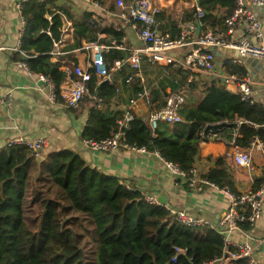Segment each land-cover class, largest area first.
Returning <instances> with one entry per match:
<instances>
[{
	"label": "trees",
	"instance_id": "obj_1",
	"mask_svg": "<svg viewBox=\"0 0 264 264\" xmlns=\"http://www.w3.org/2000/svg\"><path fill=\"white\" fill-rule=\"evenodd\" d=\"M198 6L204 13L201 19L204 27L224 31V21L232 13L235 0H199ZM21 15L25 26L20 51L27 57L19 60L30 72L45 76L56 87L64 82L65 73L59 69V62L52 63L50 59L55 44L61 41L65 20L72 22V48H81L83 41L106 46H111L113 41L120 45L124 37L123 30L101 27L91 13L75 19L67 7H56L53 0H28L22 4ZM195 15L193 8L183 22L192 21ZM99 33L106 34L108 41L98 40ZM129 53L130 49L120 51L111 47L104 59L111 66L126 59ZM142 61L140 67L146 84L138 80L127 83L137 71L124 65L113 74L111 83L104 81L97 86L103 105L101 109L89 107L82 132L84 141L108 138L122 117L123 112L114 100L121 99L119 81L125 86V98L121 99L125 105L143 89L151 87L155 79H160V87L171 86L173 92L180 87L179 83H173L174 74L166 77L169 67L157 68ZM229 72L243 77L239 67L230 66ZM96 81L92 77L91 89ZM195 86L187 84V93ZM154 94L160 96L156 89ZM162 105L163 102L151 111ZM179 114V123L171 127L160 124L154 136L142 116L134 114L126 132L127 144L155 152L181 171L191 173L199 152V131L205 126L222 128V137L226 135L227 142H231L237 127L235 121L241 120L247 124L238 128L240 137L235 139L236 147L247 150L255 140L264 142L261 127L264 109L242 102L220 84L204 85L202 95L185 102ZM35 160L21 146H5L0 150V264H202L221 259L226 250L233 251L216 230L180 225L164 207L147 203L142 194L126 188L116 177L89 167L71 150L51 153L46 170L31 185L32 173L44 166L42 162L35 164ZM223 165V158H218L216 167L204 179L219 189L238 194ZM262 185L264 178L256 179L252 190ZM27 193L31 196L29 204ZM27 219H33L31 225ZM239 227L246 232L251 229L247 223ZM174 247L185 250L176 263L170 261ZM230 264H248V261L238 259Z\"/></svg>",
	"mask_w": 264,
	"mask_h": 264
},
{
	"label": "crops",
	"instance_id": "obj_2",
	"mask_svg": "<svg viewBox=\"0 0 264 264\" xmlns=\"http://www.w3.org/2000/svg\"><path fill=\"white\" fill-rule=\"evenodd\" d=\"M26 1L28 0H0V48H2L0 50V98L9 91L11 92L8 103L0 104V150L10 140L18 137L44 139L47 145L34 161L37 165L42 162L44 166L32 173L31 185L37 176L46 170L48 156L51 153L71 150L79 155L89 167L116 177L126 188L137 191L144 197L154 198L158 206L165 209L185 210L211 225H215L229 204L228 197L221 190L207 185H201L200 190H197L187 182L178 180L169 173L155 152H142L137 149H119L111 152L92 151L82 138L89 107L93 106L92 102L85 99L78 108L65 109L60 102L51 103L48 101L46 85L39 81L37 74L20 66L19 58L22 57L20 55L22 52L20 51V38L23 24L22 15L17 5ZM152 1L158 8L155 15L158 31L169 33L171 37L176 38L180 34L181 27L187 23L183 22V18L191 9L198 6L199 0ZM55 6L67 7L75 19L81 18L84 13H91L92 18L97 19L101 27L123 30L124 37L120 45H116L113 41H111V46L101 43L109 49L112 47L116 50L128 51L144 47L132 25L121 18V11L116 6L115 0H100L99 7L74 0H58L55 1ZM255 12L260 21L264 44V6L256 9ZM207 30L210 29L206 26L200 27L198 24L196 29L188 34L184 48L172 55L176 59L181 58L186 52L196 47L199 35ZM222 31V29H216L212 32ZM242 34V29L236 30L235 38H239ZM108 39L106 34H98V40L108 41ZM73 42L72 22L65 20L61 41L55 46L50 59L52 63H60L59 69L62 72L66 67L76 65L85 67L89 62V51L83 49L86 42H82L81 48H72ZM109 49L104 52V55ZM234 57H236L234 50L218 49L215 54L217 67L211 73L200 70L186 71L179 65L152 64L146 60L144 62L157 68L169 67L170 69H167L169 71L165 72L168 75L166 77H170V73L175 75L173 83H179L180 86L176 91L187 87V80L191 76L192 83L196 86L192 92L186 94L185 102H187L190 98L196 99L197 95H202L203 87L207 83L221 85L222 77L231 74L230 66H235L229 63L230 59ZM225 61L228 63L223 67L222 63ZM235 67L241 68L242 76L248 79L255 103L264 107V65L262 62L257 58L245 57L242 59V65ZM176 71H180V73L175 74ZM114 73L116 71L111 73L110 83L113 81ZM134 80H138L140 84H146V77L141 67L129 83ZM159 80L155 79L151 87L143 89L150 91V98L148 101L139 100L133 109L134 114L145 115L152 108L161 104L168 92H173L169 85L160 87ZM101 83L96 81L97 85ZM119 83L121 88L119 96L123 99L125 98V86L121 81ZM155 89L160 96L154 94ZM121 99L114 100L118 105V110L124 112L127 105L123 104ZM218 136L216 140L199 144L193 175L196 179L204 178L203 176L209 170L216 167L218 158L221 157L224 162L223 168L231 176L236 191L240 193L251 190L256 179L264 178V154L258 149L250 150L253 170L249 172L236 164L233 154L237 149L227 144L226 135L222 137V133H220ZM30 191L31 189H29ZM26 199L29 204L31 200L29 193H27ZM246 235L251 238L253 245L254 241L264 237V201L260 219ZM228 238L231 247L245 240V236L239 232L230 234ZM255 251V259L261 261L264 257V243L258 246Z\"/></svg>",
	"mask_w": 264,
	"mask_h": 264
},
{
	"label": "built area",
	"instance_id": "obj_3",
	"mask_svg": "<svg viewBox=\"0 0 264 264\" xmlns=\"http://www.w3.org/2000/svg\"><path fill=\"white\" fill-rule=\"evenodd\" d=\"M38 1L43 2L45 0ZM74 1L91 4L94 7L100 6V0ZM22 4L19 3L17 5L20 12ZM115 4L121 11V18L132 25L138 39L143 43L144 47L130 49V53L126 59L115 61L109 66L104 59V52L109 47L101 45L98 42H86L83 49L89 51V62L87 66L76 65L66 67L63 71L65 73V80L59 87H56L45 76L37 75L39 81L47 87V98L49 102H60L65 109H76L85 99H88L92 102L94 108L101 109L103 99L97 95L98 85L95 83L93 89L89 87L92 77H96L98 82L110 81L111 73L120 70L124 65H128L135 71H139L142 60H146L152 64L179 65L186 71L200 70L211 73L217 67L215 50L217 51L223 48L236 52V57L231 58L229 61V63L235 66H241L242 59L245 57L257 58L264 65V44L262 41L261 25L255 12L256 9L264 6V0H235V7L232 13L224 21L225 30L219 33L212 32L211 30L202 32L196 42V47L186 52L179 59H176L172 53L184 48L188 34L193 32L198 24L200 27L203 26L201 19L204 17V13L200 7H195V20L184 24L181 27L179 36L173 38L169 33L158 31L155 21L158 8L152 0H115ZM22 24L24 29L25 22L23 18ZM238 29H242L243 34L239 38H235V32ZM20 53L22 58L25 59L27 57L24 52ZM225 65L226 61L222 63L223 67ZM20 66L28 69L23 62L20 63ZM131 79L132 77H129L127 83ZM192 82L193 79L189 76L187 84ZM221 85L228 92L235 94L242 102L257 105L253 100V92L246 77L241 78L236 74H226L222 77ZM186 88L184 87L176 92H168L163 99V105L159 109L149 111L142 116L153 136L160 124L172 126L181 121L179 112L186 101ZM10 98L11 92L9 91L0 98V104H7ZM149 98V90H143L141 93H138L136 99L130 100L129 105L125 108L122 117L117 120L116 127L108 138L96 141L85 140L84 143L92 151L98 152L137 149L127 144L126 132L134 115L133 109L137 106L138 101L142 99L148 101ZM262 108L264 109V107ZM243 123L247 124V122H242L241 120L235 121L237 127L232 134L233 139L231 142H227V144L237 149L233 154V159L236 164L251 172L253 170V163L250 150L258 149L264 154V142L255 140L247 150L237 148L234 142L235 139L240 137L238 128ZM222 124H227V122H223ZM218 125H221V123ZM212 126H205L199 131L200 143L213 141L219 137L218 135L222 132V128L213 129L211 128ZM261 127L264 128V124ZM46 145L44 139H29L26 137L12 139L6 144V146L24 147L35 157L41 154ZM137 150L142 152L146 151L143 148ZM159 158L172 176L178 180L187 182L190 186L196 187L197 190H200L201 185L219 189L216 185L204 178L196 179L193 175L194 169L191 173H185L177 165L162 159L160 156ZM219 190L228 197L229 204L215 225H211L204 219L196 217L185 210H166L174 217L177 223L186 228L200 229L207 227L216 230L223 236L226 245L229 247H231L228 238L230 234L239 232L245 236L243 242L232 247L233 251L226 250V255L221 259L202 264H230L232 261L238 259H246L248 264H264V257L261 261L256 260L254 257L257 247L264 243V237L254 241L255 244L253 245L251 238L246 235L248 231H243L239 227V224L247 223L252 228L260 219L264 201V185L256 191L251 189L238 194H232L226 188ZM144 199L149 204L157 205L155 199L152 197L145 196ZM182 254H185V250L174 247V253L170 261L176 263L178 256Z\"/></svg>",
	"mask_w": 264,
	"mask_h": 264
},
{
	"label": "rangeland",
	"instance_id": "obj_4",
	"mask_svg": "<svg viewBox=\"0 0 264 264\" xmlns=\"http://www.w3.org/2000/svg\"><path fill=\"white\" fill-rule=\"evenodd\" d=\"M33 219H27V222L29 223V222H31ZM29 225H31L30 223H29Z\"/></svg>",
	"mask_w": 264,
	"mask_h": 264
},
{
	"label": "water",
	"instance_id": "obj_5",
	"mask_svg": "<svg viewBox=\"0 0 264 264\" xmlns=\"http://www.w3.org/2000/svg\"><path fill=\"white\" fill-rule=\"evenodd\" d=\"M216 52H217V51L215 50V54H216Z\"/></svg>",
	"mask_w": 264,
	"mask_h": 264
}]
</instances>
